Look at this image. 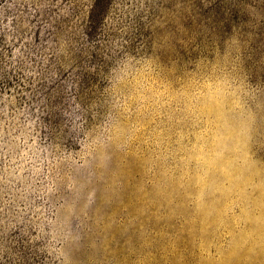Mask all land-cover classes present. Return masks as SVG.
<instances>
[{"label": "rangeland", "instance_id": "374dc122", "mask_svg": "<svg viewBox=\"0 0 264 264\" xmlns=\"http://www.w3.org/2000/svg\"><path fill=\"white\" fill-rule=\"evenodd\" d=\"M263 234L264 0H0V264H220Z\"/></svg>", "mask_w": 264, "mask_h": 264}, {"label": "bare ground", "instance_id": "6f19581e", "mask_svg": "<svg viewBox=\"0 0 264 264\" xmlns=\"http://www.w3.org/2000/svg\"><path fill=\"white\" fill-rule=\"evenodd\" d=\"M221 158V157H219ZM226 161V160H225ZM217 162H215L216 164ZM224 163V162H223ZM208 164V163H207ZM214 164V163H213ZM214 164V165H215ZM222 168V167H221ZM224 168V167H223ZM227 170V169H226ZM223 173V171H222ZM221 174V179H225L227 180V177H229L228 174L226 173H223ZM229 173V172H228ZM219 174V175H220ZM218 176V175H217ZM236 176V175H235ZM224 180V181H225ZM229 180V178H228ZM220 181V180H219ZM227 182V181H226ZM232 184H237L236 181L233 180V183ZM243 187V186H242ZM242 192V191H241ZM258 199V198H257ZM176 202V201H175ZM200 212V211H199ZM217 216V215H216ZM203 223V222H202ZM256 228V227H255ZM259 228V227H258ZM254 233V232H253ZM239 242V240H238ZM260 242V241H259ZM252 244V243H251ZM250 245V243L248 244ZM247 245V246H248ZM253 245H255L253 243ZM240 246V245H239ZM239 246H234L230 252L228 253L227 255V258L226 260H224L223 262H221L220 264H264V234H263V237H262V242H261V247L258 251H254L255 253L252 252V247H248V248H245V249H242L244 247H241L239 248ZM251 246V245H250ZM259 248V247H258ZM219 260V259H218ZM221 260V259H220ZM217 261V260H216ZM222 261V260H221ZM205 262V261H204ZM220 262V261H219ZM218 263V262H217ZM215 264V263H214Z\"/></svg>", "mask_w": 264, "mask_h": 264}]
</instances>
